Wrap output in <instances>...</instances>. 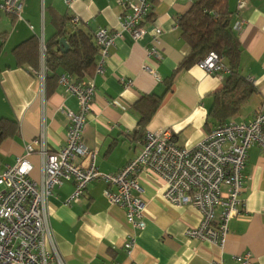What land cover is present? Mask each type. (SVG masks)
Here are the masks:
<instances>
[{
	"label": "crops",
	"instance_id": "crops-1",
	"mask_svg": "<svg viewBox=\"0 0 264 264\" xmlns=\"http://www.w3.org/2000/svg\"><path fill=\"white\" fill-rule=\"evenodd\" d=\"M194 1L151 0L152 9L143 23L147 33L134 41L128 32H122L109 50L103 72L83 76L95 83L83 140L88 148L97 149L94 163L98 170H119L140 153L147 131L159 134L169 129L177 145L192 147L215 126L209 112L213 93L222 87L225 74L211 75L194 64L177 73L166 91L169 76L190 53L177 19ZM238 1L227 0V7L232 13L231 24L240 22L236 31L241 46L240 71L255 91L226 122L249 120L264 102V0H244L245 7L236 14ZM122 14L118 0H72L69 5L64 0H23L21 18L0 10V117L15 123L13 135L0 142V170L24 154L25 145L41 128L46 148L58 151L67 129L62 109H78L76 98L59 86L51 72H47L42 88L41 81L27 70L39 68L40 52L34 55L29 44L18 54L14 48L31 37L52 40L62 22L70 31L78 26L92 33L98 27L114 30ZM72 16L79 17L78 25L71 24ZM154 24L162 29L159 61L147 57ZM143 64L153 68L158 79L142 70ZM149 94L160 95L161 102L145 129H138L135 104ZM29 160L31 178L39 180L37 151ZM244 175L243 204L229 221L221 246L187 236L186 230L200 222L199 211L167 203L163 179L151 172L140 174L141 190L135 193L146 203L143 229H133L124 209L105 198L103 190L114 191L115 187L99 180L90 182L79 200L70 205L65 200L73 191L72 182L55 187L47 202L49 227L65 264H239L234 256L246 251L254 264H264V148L252 145L248 149ZM131 235L134 246L128 255L124 243Z\"/></svg>",
	"mask_w": 264,
	"mask_h": 264
},
{
	"label": "built area",
	"instance_id": "built-area-1",
	"mask_svg": "<svg viewBox=\"0 0 264 264\" xmlns=\"http://www.w3.org/2000/svg\"><path fill=\"white\" fill-rule=\"evenodd\" d=\"M64 1L69 5L72 0ZM22 2L0 0V10L21 18ZM118 4L123 10L119 27L114 30L98 27L94 32L98 48L94 75L103 72L109 50L122 32H128L134 41L147 33L143 23L152 9L151 0H118ZM244 7L245 1L239 0L236 14ZM79 21L78 16L70 19L73 25H78ZM232 27L239 30L240 22ZM153 31L147 57L159 61L162 59L158 48L162 29L154 24ZM39 42L40 66L38 69L27 67V70L41 81L43 88L48 72L44 57L46 44L43 37ZM196 64L211 75L228 73L223 56L213 51ZM142 70L158 79L155 70L147 64L142 65ZM57 83L78 102L76 111L68 107L62 109L67 119L64 145L56 152L49 151L41 128L39 135L25 145L24 154L0 170V264H65L56 248L47 211L49 196L64 181L73 184L66 205L78 201L92 181L114 186V191L103 190L105 198L124 209L133 229H143L146 203L135 194L141 190L139 176L142 172H151L163 179V199L167 203L191 206L199 211L200 222L186 230L187 236L219 246L223 244L229 221L243 204L240 195L244 188L247 151L252 145L264 148V102L249 120L217 124L192 147L177 145L169 129L159 134L147 131L140 153L116 172L106 173L98 170L94 163L97 149L88 148L83 140L95 94L94 79L76 80L67 72H61ZM35 151L41 162L39 180L31 178L33 165L29 156ZM133 246L134 236L131 235L124 243L128 255ZM234 260L239 264H254L249 251L235 255Z\"/></svg>",
	"mask_w": 264,
	"mask_h": 264
},
{
	"label": "trees",
	"instance_id": "trees-1",
	"mask_svg": "<svg viewBox=\"0 0 264 264\" xmlns=\"http://www.w3.org/2000/svg\"><path fill=\"white\" fill-rule=\"evenodd\" d=\"M232 13L228 10L227 0H195L190 8L177 19L181 37L190 47V53L177 65L166 81V91L170 89L174 77L181 70L196 64L213 51L223 56L228 73L224 76L222 87L213 93L210 116L215 124L226 122L235 115L240 106L255 91L253 84L241 73L239 58L241 46L236 31L231 24ZM66 21V20H64ZM65 37L69 46L62 51L58 40ZM94 33L78 26L65 30L64 22L57 29L54 38L46 41L45 64L51 77L56 78L60 70L67 72L76 80L91 76L95 70L98 48L93 42ZM29 44L34 55H39V38L31 37L14 48L22 52ZM1 45V43H0ZM161 96L144 95L136 104L138 129H145L159 107ZM15 123L0 117V142L13 135Z\"/></svg>",
	"mask_w": 264,
	"mask_h": 264
},
{
	"label": "water",
	"instance_id": "water-1",
	"mask_svg": "<svg viewBox=\"0 0 264 264\" xmlns=\"http://www.w3.org/2000/svg\"><path fill=\"white\" fill-rule=\"evenodd\" d=\"M58 43L62 47L63 52H66L68 50L69 46L65 37L59 38Z\"/></svg>",
	"mask_w": 264,
	"mask_h": 264
}]
</instances>
